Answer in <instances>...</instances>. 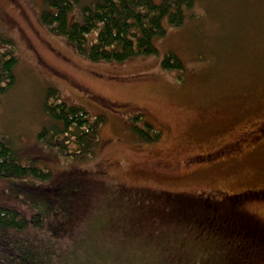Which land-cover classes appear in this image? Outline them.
I'll list each match as a JSON object with an SVG mask.
<instances>
[{"label": "rangeland", "instance_id": "1", "mask_svg": "<svg viewBox=\"0 0 264 264\" xmlns=\"http://www.w3.org/2000/svg\"><path fill=\"white\" fill-rule=\"evenodd\" d=\"M42 8L43 0H0V36L12 41L18 59L14 85L0 91V138L10 140L23 163L49 171L51 186L80 183L85 208L63 231L51 216L55 207L21 189L46 182L33 176L0 178V199L40 212L43 232H58L54 242L62 246L52 247L66 248L67 263L92 242L116 250L153 229L200 228L169 217L176 205L167 204L164 213L153 208L149 215L148 204L164 205L154 191L220 202L264 190V156L249 153L230 162L233 153L212 157L264 121V0H194L182 24L165 23V34L154 39L156 53L124 62L93 61L79 53L42 22ZM169 52L180 68L163 67ZM52 89L68 104L104 116L92 155H63L40 140L50 123L45 106L55 101ZM140 130L160 136L149 140ZM242 207L264 220L262 197Z\"/></svg>", "mask_w": 264, "mask_h": 264}, {"label": "trees", "instance_id": "2", "mask_svg": "<svg viewBox=\"0 0 264 264\" xmlns=\"http://www.w3.org/2000/svg\"><path fill=\"white\" fill-rule=\"evenodd\" d=\"M193 5L194 0H43L40 16L53 32L64 36L90 60L124 62L137 55L156 53L154 39L165 34V23L182 24L186 10ZM0 43L5 46L0 51V91L4 92L15 83L18 59L10 39L0 36ZM181 66L174 53L166 55L164 68ZM49 95L55 101L45 106L50 123L39 132L40 140L63 155L74 158L92 155L99 143L104 116H93L78 105L68 104L56 90H50ZM146 128L153 126L146 122ZM140 131L149 140L160 136L158 133L149 137ZM30 176L46 182L24 185L21 189L41 195L54 206L51 216L57 227L68 230L85 208L82 203L85 188L74 179L51 186L49 171L34 163H23L10 140L1 137L0 178ZM152 194L164 205L148 204L149 215L153 214V208L164 213L167 204L176 205L178 209L172 208L169 217L195 223L200 228L161 233L152 228L139 238L141 241H127L116 250L98 248L92 242V248H87L90 250L84 249L87 252L83 256L73 257L68 263L64 257L66 248L55 251L52 247L53 236L57 237L58 232H43L40 212L29 213L0 199V264H264V220L242 207L251 197L264 199V190L227 195L220 202L184 193ZM156 207L165 209L160 211ZM59 215L62 219H56Z\"/></svg>", "mask_w": 264, "mask_h": 264}, {"label": "flooded vegetation", "instance_id": "3", "mask_svg": "<svg viewBox=\"0 0 264 264\" xmlns=\"http://www.w3.org/2000/svg\"><path fill=\"white\" fill-rule=\"evenodd\" d=\"M216 151L212 154V157L233 153L228 162L234 161L237 156L245 158L249 153L264 156V121L258 123L252 130H245L237 139L223 144Z\"/></svg>", "mask_w": 264, "mask_h": 264}]
</instances>
